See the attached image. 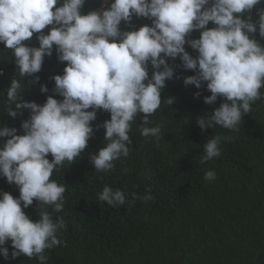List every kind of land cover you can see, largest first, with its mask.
Here are the masks:
<instances>
[{
    "label": "clouds",
    "instance_id": "clouds-1",
    "mask_svg": "<svg viewBox=\"0 0 264 264\" xmlns=\"http://www.w3.org/2000/svg\"><path fill=\"white\" fill-rule=\"evenodd\" d=\"M262 2L102 0L99 9L83 13L85 0H0V42L13 51L21 78L38 73L54 46L59 61L67 62L63 74L53 77V93L62 100L54 95L42 105L23 100L22 82L15 78L6 88L8 116L16 118L25 109L30 116L21 121L20 129L0 126V138L7 137L0 147V176L18 186L20 193L14 197L0 192V256L6 261L20 255L36 257L39 264H46L45 249L66 246L57 237L66 228L63 218L53 220L47 207H41L52 206L57 213L64 207L65 185L50 177L65 161L71 164L81 156L93 135L91 122L98 109L109 112L110 119L102 125L107 143L91 156L94 169L107 172L113 161L129 155L131 122L142 113L143 124H151L148 117L160 107L166 81L174 75L180 78L175 69L181 65H170L166 58L179 57L185 70L194 71L183 77L185 86L200 89L206 82L211 94L203 97L205 104L223 98L218 108L196 117L201 131L217 126L236 130L251 106L264 98L260 91L264 87V8L258 7ZM134 16L150 19L151 25L121 30V23L130 25ZM209 22L212 27H207ZM46 26H51L47 34ZM193 31H199L198 38L191 37ZM34 33H38V47L25 43ZM186 44L197 51L195 57L186 51ZM40 90L47 93V85ZM193 95L198 98L201 93ZM164 102L171 105L174 97ZM19 130L23 134H17ZM160 133L159 125L141 130L142 136L157 141ZM223 139L215 136L204 144L200 163L221 155L218 145ZM204 179L213 181L216 172L205 171ZM134 198L146 202L154 196L146 189L143 197ZM34 199L40 206L35 221L24 211ZM98 199L110 206L125 204L124 192L110 186L103 187Z\"/></svg>",
    "mask_w": 264,
    "mask_h": 264
},
{
    "label": "trees",
    "instance_id": "trees-1",
    "mask_svg": "<svg viewBox=\"0 0 264 264\" xmlns=\"http://www.w3.org/2000/svg\"><path fill=\"white\" fill-rule=\"evenodd\" d=\"M101 6L102 0H85L82 12ZM258 7L264 8V2ZM145 24L151 25V20L134 16L130 25L122 22L120 27L133 30ZM212 26L209 22L207 27ZM50 28L46 26L45 34ZM37 35L25 43L38 47ZM191 37L198 38L199 31H193ZM256 38L260 39L258 33ZM185 49L193 57L198 54L187 44ZM166 59L170 65H181L175 69L180 78L174 75L166 81L162 103L148 117L151 124H143L142 113L131 122L127 157L113 161L114 167L107 172L94 169L91 156L107 143L102 125L110 119L109 112L98 109L96 120L91 122L93 135L81 156L54 170L50 179L66 188L63 210L57 213L52 206L41 207H47L53 220L63 218L66 228L60 229L57 237L67 243L45 249L46 264H264V98L251 106L236 130L217 126L201 131L196 117L218 108L223 98L205 104L203 97L211 94L206 82L200 89L185 86L183 77L194 71L185 70L179 57ZM66 63L59 61L54 46L38 73L21 78L13 51L0 42V126L20 129L21 121L30 116L27 109L16 118L5 111L6 88L13 78L22 82L23 100L41 105L49 95L62 100L53 93V77L63 74ZM42 84L47 85V93L41 92ZM196 91L201 93L198 98L193 95ZM260 91L264 93V87ZM167 97H174L171 105L164 102ZM157 125L161 128L159 141L141 135L143 127ZM215 136L225 137L218 145L221 155L200 163L204 144ZM6 139L0 138V147ZM52 158L49 154L48 159ZM207 170H214L216 179L205 180ZM104 186L123 191L125 204L110 206L100 201L98 195ZM146 189L151 190L153 200L134 198L143 197ZM4 191L14 197L20 194L18 186L0 176V192ZM24 211L37 220L39 202L34 199ZM6 246L10 257V240ZM0 264L39 261L24 255L6 261L0 256Z\"/></svg>",
    "mask_w": 264,
    "mask_h": 264
}]
</instances>
